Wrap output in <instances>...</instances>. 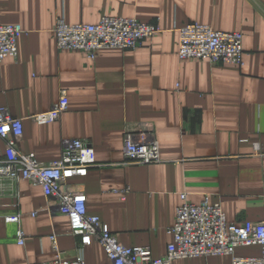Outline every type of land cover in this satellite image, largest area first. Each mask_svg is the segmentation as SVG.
<instances>
[{"label": "crops", "instance_id": "0c3cea01", "mask_svg": "<svg viewBox=\"0 0 264 264\" xmlns=\"http://www.w3.org/2000/svg\"><path fill=\"white\" fill-rule=\"evenodd\" d=\"M103 17L136 19L159 28L137 50H100L93 60L58 51L53 29L97 24ZM0 22L19 25L17 57L0 62V108L22 120L18 151L42 164L61 157L65 142H87L95 165L67 181L86 197V211L125 247L162 257L172 241L180 196L220 204L228 223L264 216V0H0ZM188 24L240 33L241 65L179 60L178 29ZM65 91L68 107L52 123L49 112ZM129 131L131 133H129ZM154 139L160 161L123 164L125 139ZM258 149H254V145ZM5 143L0 139V160ZM0 187V264H52L55 246L70 257L79 239L68 219L46 209L42 188L4 180ZM20 215L19 224L4 222ZM34 214V215H32ZM18 230L24 244L16 243ZM87 264H110L97 243L83 248ZM234 255L260 256L257 246ZM172 264H232L230 256Z\"/></svg>", "mask_w": 264, "mask_h": 264}, {"label": "built area", "instance_id": "2783aa9c", "mask_svg": "<svg viewBox=\"0 0 264 264\" xmlns=\"http://www.w3.org/2000/svg\"><path fill=\"white\" fill-rule=\"evenodd\" d=\"M159 28L136 19L103 17L97 24L68 25L59 19L53 29L58 51H77L93 60L100 50H137L143 41L158 35ZM19 25L0 22V62L17 57V40L23 34ZM177 57L179 60H205L210 64L241 65L243 58L240 33L219 32L210 26L188 24L180 29ZM64 90L49 112L32 116L36 124L55 122L67 110ZM129 133H131L129 131ZM23 135L22 120L13 118L6 108H0V139L5 143L4 159L0 160V187L4 180H25L42 188L47 200L46 209L55 210L68 219L71 234L79 239L77 254L70 257L55 246L52 264H87L83 248L97 243L102 247L110 264H172L176 260L230 256L232 264H264V216L258 222L246 221L231 224L220 204H210L205 197L200 204L189 203L186 195L180 196L175 222L169 229L172 241L165 254L153 258L147 247H125L117 242L108 226L86 211L85 195L67 189V181L85 177L95 165L94 152L87 142L70 140L64 143L59 160L42 164L32 154L18 151ZM254 149L258 146L255 144ZM123 164L146 165L160 161L157 142L152 139L133 141L130 136L123 146ZM264 208V195L262 196ZM34 215V214H32ZM20 215L6 216L7 224H19ZM16 243L24 244V235L18 230ZM257 246L260 256L242 258L234 255L237 248Z\"/></svg>", "mask_w": 264, "mask_h": 264}]
</instances>
